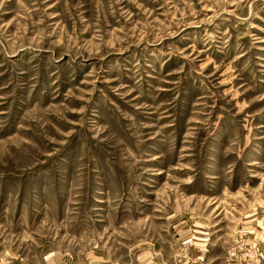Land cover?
<instances>
[{
  "label": "rangeland",
  "instance_id": "obj_1",
  "mask_svg": "<svg viewBox=\"0 0 264 264\" xmlns=\"http://www.w3.org/2000/svg\"><path fill=\"white\" fill-rule=\"evenodd\" d=\"M0 264H264V0H0Z\"/></svg>",
  "mask_w": 264,
  "mask_h": 264
}]
</instances>
